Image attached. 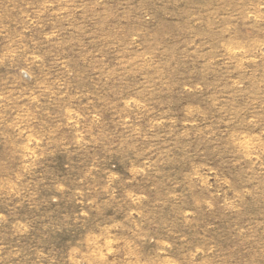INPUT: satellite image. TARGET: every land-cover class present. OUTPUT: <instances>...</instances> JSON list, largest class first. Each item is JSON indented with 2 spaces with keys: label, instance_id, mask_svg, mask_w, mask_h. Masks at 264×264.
<instances>
[{
  "label": "rangeland",
  "instance_id": "374dc122",
  "mask_svg": "<svg viewBox=\"0 0 264 264\" xmlns=\"http://www.w3.org/2000/svg\"><path fill=\"white\" fill-rule=\"evenodd\" d=\"M0 264H264V0H0Z\"/></svg>",
  "mask_w": 264,
  "mask_h": 264
}]
</instances>
